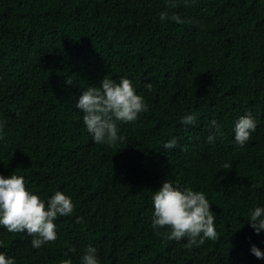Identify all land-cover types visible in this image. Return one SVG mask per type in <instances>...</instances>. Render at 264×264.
Segmentation results:
<instances>
[{"label": "trees", "instance_id": "obj_1", "mask_svg": "<svg viewBox=\"0 0 264 264\" xmlns=\"http://www.w3.org/2000/svg\"><path fill=\"white\" fill-rule=\"evenodd\" d=\"M105 76L129 79L146 106L117 122L124 139L112 146L93 141L75 107ZM246 114L257 127L238 147ZM0 124V176L74 205L39 249L0 226L15 264H81L89 246L99 264H264L250 251L264 253V231L248 223L264 207V0H0ZM164 182L205 194L216 240L188 249L156 235Z\"/></svg>", "mask_w": 264, "mask_h": 264}, {"label": "clouds", "instance_id": "obj_2", "mask_svg": "<svg viewBox=\"0 0 264 264\" xmlns=\"http://www.w3.org/2000/svg\"><path fill=\"white\" fill-rule=\"evenodd\" d=\"M162 18L163 15H162ZM71 85L72 80L66 81ZM151 89L152 85H145ZM75 107L83 113L82 120L87 132L96 144L114 145L123 141L118 136L117 122H134L138 115L146 111L143 98L136 94L132 82L121 78L119 83L105 76L98 87L91 86L83 91ZM181 123L185 126L194 125V115L184 117ZM211 125L219 131L217 122ZM3 125L0 124V130ZM257 125L250 114L239 118L234 127V142L243 147L251 138ZM208 142H213L215 136L210 134ZM176 146L173 138L164 148L172 149ZM229 165H225L228 168ZM153 214L152 228L157 236L166 241L186 240L185 248L199 247L206 240H216L218 233L215 227V215L210 211V204L202 192L190 188L183 190L173 183L164 182L159 191L152 196ZM74 205L70 197L57 191L45 203L38 195L26 189L22 176L12 174L5 178L0 176V226L9 233L26 232L32 237L31 247L39 249L45 244L55 242L57 239L55 221L57 217L70 216ZM249 225L255 234L264 231V207H256L250 214ZM163 229L164 231H159ZM69 252L74 248H69ZM95 247H86L81 256V264H99ZM257 259H264L262 253L255 245L250 249ZM0 264H15V261L6 258L0 253ZM62 264H72L66 259Z\"/></svg>", "mask_w": 264, "mask_h": 264}]
</instances>
